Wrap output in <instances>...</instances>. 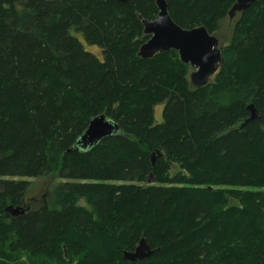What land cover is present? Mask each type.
I'll return each instance as SVG.
<instances>
[{"label": "trees", "instance_id": "16d2710c", "mask_svg": "<svg viewBox=\"0 0 264 264\" xmlns=\"http://www.w3.org/2000/svg\"><path fill=\"white\" fill-rule=\"evenodd\" d=\"M165 1L213 35L236 0ZM156 15L155 0H0V264H264V1L199 89L176 51L137 56ZM98 115L118 133L75 149ZM49 174L33 209L27 178ZM141 239L153 254L123 259Z\"/></svg>", "mask_w": 264, "mask_h": 264}, {"label": "water", "instance_id": "95a60500", "mask_svg": "<svg viewBox=\"0 0 264 264\" xmlns=\"http://www.w3.org/2000/svg\"><path fill=\"white\" fill-rule=\"evenodd\" d=\"M126 2V0H119ZM264 0H236L229 9L227 16L232 19L236 13L248 10L255 2ZM157 15L154 20H141L144 35L149 38L140 45L137 56L141 59L153 58L156 54L167 53L171 50L176 51L179 60L193 67L194 70L189 75L191 85L202 88L218 72L222 64V54L219 48L218 39L210 34L205 27L199 26L185 29L178 26L170 17L167 11L165 0H155ZM250 112L249 120L256 118L257 112L254 105L247 106ZM119 131V126L114 121L107 119L104 115L92 118L75 142V149H86L94 146L102 139L115 135ZM159 152L152 153L151 162L154 163ZM152 174L147 178V182L152 181ZM13 215L23 213L22 208L9 207ZM153 254V250L141 239L133 251H124L123 259L135 262L145 259Z\"/></svg>", "mask_w": 264, "mask_h": 264}, {"label": "rangeland", "instance_id": "374dc122", "mask_svg": "<svg viewBox=\"0 0 264 264\" xmlns=\"http://www.w3.org/2000/svg\"><path fill=\"white\" fill-rule=\"evenodd\" d=\"M238 18H234L232 21L228 19V17L224 18L220 23V30H218L213 35L218 39L219 46H225L231 36L232 27L234 25L235 20ZM86 44V43H85ZM87 48L89 50L96 51L95 46L87 45ZM91 50V51H92ZM187 75L189 78L190 73L194 70L193 67H190L187 65ZM162 112V106L158 105L155 107V113L154 117L156 122H160L162 119L161 116ZM177 172V168L171 170V174H174ZM27 180L30 182V186L27 190L26 196H25V202L28 205H31L33 209H36L42 205H49L52 198H53V190L57 183L60 182V180L57 178L56 174H49L38 178H27ZM82 204L83 202L80 201Z\"/></svg>", "mask_w": 264, "mask_h": 264}, {"label": "flooded vegetation", "instance_id": "af4514ba", "mask_svg": "<svg viewBox=\"0 0 264 264\" xmlns=\"http://www.w3.org/2000/svg\"><path fill=\"white\" fill-rule=\"evenodd\" d=\"M251 6H252V5H251ZM246 11H247V10H246ZM243 12H245V11H243ZM243 12H238V13H236V14H235V16H234L232 19H229V17H228V16H227V17H228V19H229V20H231V21H232L234 18H236V17L238 18V17H239V15H240L241 13H243ZM150 21H151V20H150ZM235 22H236V20H235ZM235 22H234V24H235Z\"/></svg>", "mask_w": 264, "mask_h": 264}]
</instances>
